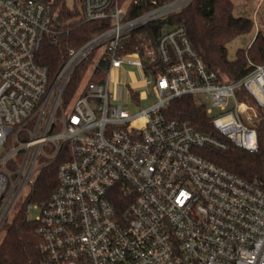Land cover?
<instances>
[{
	"label": "built area",
	"instance_id": "built-area-1",
	"mask_svg": "<svg viewBox=\"0 0 264 264\" xmlns=\"http://www.w3.org/2000/svg\"><path fill=\"white\" fill-rule=\"evenodd\" d=\"M189 1L152 0L130 16L140 0H73L84 20L110 24L69 47L52 76L38 54L63 33L56 0H0V228L34 185L45 145L43 165L64 156L49 198L27 205L28 213L39 208L44 264H264V183L198 152L231 143L259 150L264 63L249 61L245 74L228 80L205 63L182 24H164L156 43L127 49L136 29ZM82 61H89L85 80L65 105ZM128 64L153 98L134 113L111 95L112 73ZM101 70L103 79L93 80ZM127 91L140 99L138 88ZM184 95L206 105L222 137L167 115Z\"/></svg>",
	"mask_w": 264,
	"mask_h": 264
},
{
	"label": "trees",
	"instance_id": "trees-1",
	"mask_svg": "<svg viewBox=\"0 0 264 264\" xmlns=\"http://www.w3.org/2000/svg\"><path fill=\"white\" fill-rule=\"evenodd\" d=\"M157 1L165 3L170 0ZM151 2L152 0H140L129 15L148 9ZM55 9L63 33L60 34L58 43L44 41L38 54V60L49 68L52 76L67 59L69 47H79L96 33L106 30L110 24L108 20H84L80 16L79 7H70L66 0H56ZM234 9V0H190L179 9L136 29L127 43V49H133L135 45L148 39L156 43L164 24H182L186 27L193 47L205 63L228 80L237 79L250 69L249 61L264 63V32L258 30L250 45L238 48L236 55L230 58L227 42L237 34L251 31L254 26L252 18L236 15ZM101 65V68L106 67L107 62ZM88 68L89 61H82L74 70L63 93L65 105L77 95ZM103 76L105 73L101 70L92 79L100 80ZM165 111L170 118L188 121L202 132L222 137L214 127L206 105L199 103L192 95L173 98ZM259 130L261 143L257 152L247 151L233 143L225 149L206 146L198 152L244 178L264 183V124ZM63 160L61 152L57 158L43 165L26 198L18 204L0 241V264H44L42 238L37 231L38 220L29 217L27 205L31 202L43 203L49 198L58 183V170Z\"/></svg>",
	"mask_w": 264,
	"mask_h": 264
},
{
	"label": "rangeland",
	"instance_id": "rangeland-1",
	"mask_svg": "<svg viewBox=\"0 0 264 264\" xmlns=\"http://www.w3.org/2000/svg\"><path fill=\"white\" fill-rule=\"evenodd\" d=\"M67 2L70 7H74L73 0H67ZM234 3V13L236 15L249 16L250 18H252L254 26L251 31L237 34L229 42H227L228 55L230 58H233L236 55V51L238 48H247L258 30H262L264 32V0H234ZM143 77L144 75L137 68L129 64L125 65L119 71H114L111 75L110 85L112 98L118 100L119 102H123V107L131 113L137 112L141 108L151 104L153 101V98L148 96L147 92L145 91L146 87L142 86ZM129 87H135L141 90L140 99L134 101L129 97L127 91ZM59 130L60 128H58L57 131ZM44 152L46 155L41 154L37 160L36 170L32 176L33 178H35L42 165L49 159L48 155L51 152L49 142L45 145ZM29 190L30 185L28 184L22 190V194L19 198L21 199L20 201L26 198ZM15 211L16 208L13 207L7 217V220L0 228V241L3 238L6 229L10 224V221L14 216ZM38 215L39 208L33 207L29 210L30 218H37Z\"/></svg>",
	"mask_w": 264,
	"mask_h": 264
}]
</instances>
